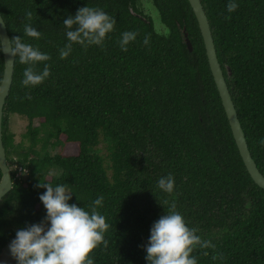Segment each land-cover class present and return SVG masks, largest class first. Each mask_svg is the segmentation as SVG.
I'll list each match as a JSON object with an SVG mask.
<instances>
[{
  "label": "trees",
  "instance_id": "trees-1",
  "mask_svg": "<svg viewBox=\"0 0 264 264\" xmlns=\"http://www.w3.org/2000/svg\"><path fill=\"white\" fill-rule=\"evenodd\" d=\"M201 1L264 174V0H234L239 7L231 13L230 0ZM151 2L163 26L146 4ZM86 6L114 17V30L102 46L73 43L61 59L59 49L68 43L63 20ZM0 11L11 40L20 36L51 56L44 62L50 76L34 87L22 86L27 65L15 60L3 117L14 185L0 201V259L18 229L46 217L39 199L46 189L37 187L44 179L66 184L69 203L85 210L103 196L97 210L110 226L108 246L90 254L95 264H148L142 246L173 204L215 245L195 248L197 264H264V189L240 154L189 0H0ZM28 11L39 39L24 35ZM125 31L138 33L127 51L118 43ZM4 67L0 52V84ZM13 115L27 120L19 138L11 130ZM169 174L175 180L171 193L158 188ZM219 253L223 258L213 260Z\"/></svg>",
  "mask_w": 264,
  "mask_h": 264
},
{
  "label": "clouds",
  "instance_id": "clouds-1",
  "mask_svg": "<svg viewBox=\"0 0 264 264\" xmlns=\"http://www.w3.org/2000/svg\"><path fill=\"white\" fill-rule=\"evenodd\" d=\"M238 7L234 0H230L227 11L234 12ZM32 16L31 11L26 12L29 23L24 25V35L39 39L42 33L32 26ZM115 24L114 17L97 7L79 8L74 16L63 20V25L68 29V43L59 49L60 58L66 59L71 54L73 43L85 48L89 45L102 46ZM137 35L134 31L123 32L118 41L121 49L127 51L128 44L135 41ZM149 42L150 36H145L144 44ZM0 52L18 58L19 63L27 65L23 71L22 86H38L51 74L50 65L44 63L51 60V56L39 47L24 42L20 36L7 43L0 40ZM40 63H44V67L37 71L36 65ZM259 143L264 145V139ZM174 186L175 180L171 174L158 181V188L167 193H171ZM37 187L46 189L39 199L47 214L40 223L28 224L16 231L9 249L17 264H95L90 254L101 244L105 248L108 246L105 233L110 226L97 210L103 204V196L89 205L90 210H85L75 203H69L72 192L66 184L53 186L43 179ZM197 233L198 229L189 227L173 204L167 214L153 224L149 241L142 246L147 252L148 264H197V258L192 255L196 247L215 248L210 240L202 239ZM203 254L208 255L207 252ZM222 258V253L212 257L213 260Z\"/></svg>",
  "mask_w": 264,
  "mask_h": 264
},
{
  "label": "water",
  "instance_id": "water-1",
  "mask_svg": "<svg viewBox=\"0 0 264 264\" xmlns=\"http://www.w3.org/2000/svg\"><path fill=\"white\" fill-rule=\"evenodd\" d=\"M189 2L197 17L199 27L205 43L209 65L211 67V71L213 73L214 80L217 85L220 97L222 99V103L225 112L227 114L232 129V133L239 148L240 154L253 180L260 187L264 189V174L260 171L257 162L255 161L250 151L249 144L242 123L240 121L238 111L236 109L234 100L232 98V94L230 92L229 85L227 83L226 77L224 75V71L222 69L221 63L218 58L217 49L214 42L213 32L208 15L205 11V8L201 0H189ZM150 5L154 7L152 2L150 3ZM161 22L162 21L160 18V23H158L159 26L160 25L163 26ZM184 32L188 47L190 50H193V44L191 42V39L189 38V32L187 31L186 27H184ZM0 40H5L6 43L7 41H11L9 31L6 22L1 14V11H0ZM15 59L16 58L11 57L10 55L4 54L5 67H4L3 79L0 84V169L2 172V177L0 180V201L7 193H9L12 190L14 185L12 178V171L8 165L6 148L3 140V117H4V107L6 104V99L10 93L13 84Z\"/></svg>",
  "mask_w": 264,
  "mask_h": 264
},
{
  "label": "rangeland",
  "instance_id": "rangeland-1",
  "mask_svg": "<svg viewBox=\"0 0 264 264\" xmlns=\"http://www.w3.org/2000/svg\"><path fill=\"white\" fill-rule=\"evenodd\" d=\"M146 4H148V6L151 7V9L154 10L153 17L155 18V20L157 22V25H158V23H160V18H161L159 12L156 10L155 7H152L150 5V3H146ZM10 125H11V130L13 132L17 133L18 134V138H19V135L21 133L25 132V130H26L27 120L22 118V117H20L19 115H13L10 118ZM10 243L4 249L3 255H2L1 259H0V264H17V261L11 255V252H10V249H9Z\"/></svg>",
  "mask_w": 264,
  "mask_h": 264
}]
</instances>
